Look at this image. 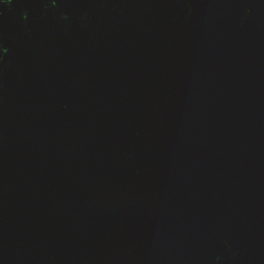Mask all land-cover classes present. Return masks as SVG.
<instances>
[{
	"label": "water",
	"instance_id": "obj_1",
	"mask_svg": "<svg viewBox=\"0 0 264 264\" xmlns=\"http://www.w3.org/2000/svg\"><path fill=\"white\" fill-rule=\"evenodd\" d=\"M0 264H264V0H0Z\"/></svg>",
	"mask_w": 264,
	"mask_h": 264
}]
</instances>
